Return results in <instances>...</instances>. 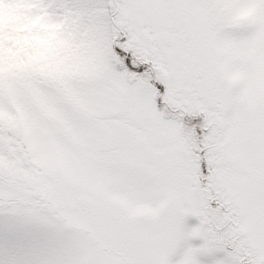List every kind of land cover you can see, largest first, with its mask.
Here are the masks:
<instances>
[{
  "label": "snow or ice",
  "instance_id": "obj_1",
  "mask_svg": "<svg viewBox=\"0 0 264 264\" xmlns=\"http://www.w3.org/2000/svg\"><path fill=\"white\" fill-rule=\"evenodd\" d=\"M0 264H264V0H0Z\"/></svg>",
  "mask_w": 264,
  "mask_h": 264
}]
</instances>
